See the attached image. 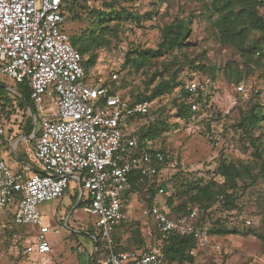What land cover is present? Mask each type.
I'll list each match as a JSON object with an SVG mask.
<instances>
[{
  "label": "rangeland",
  "instance_id": "1",
  "mask_svg": "<svg viewBox=\"0 0 264 264\" xmlns=\"http://www.w3.org/2000/svg\"><path fill=\"white\" fill-rule=\"evenodd\" d=\"M109 5L140 19L136 23L112 21L104 25L108 30L101 32L100 28L96 29L95 12H110ZM259 14L264 18V9L260 8ZM218 18L211 0H80L75 15L66 20L64 29L71 38L91 43L84 55L85 60L95 58L89 75L101 84L115 80L118 91L126 96H149L162 82L176 85L193 74L214 83L212 112L208 116L217 114V119L204 120L202 116L186 122L178 117L176 104L180 100V87H177L152 100L151 114L137 122L130 120L125 129L133 133L157 122L156 128L160 130L157 144L171 150L175 162L154 182L170 186L171 194L175 195L173 206L186 199L183 191L188 184L204 185L211 180L222 184L223 178L217 173L222 163H236L259 178L254 186L239 180L235 207H226L224 200L213 206L210 225L228 232L212 237L213 244L220 246V250L195 248L191 252L193 261L174 264H264V227L260 228L258 223L264 213V179L260 177L264 164V124L260 128L246 129L239 125L254 107L264 105V61L263 67L257 69L237 49L221 43L217 35ZM179 19L190 27L187 46L162 56L149 55L145 65L140 67L142 53L157 51L163 41L164 28ZM95 38L97 42L93 41ZM197 66H204L205 71H196ZM0 89L16 111L5 125L0 151L14 169L22 160L39 165L28 141H21L19 149L13 147V141L28 137L25 126L39 125L42 115L36 111L38 121L35 122L30 111L25 110V104L22 111L17 109L16 84L11 77L0 74ZM53 105V101L47 100L46 115L52 114ZM257 143L261 144V157L257 155ZM174 176L176 178L172 179ZM77 193V184L71 182L64 197L39 206L51 227L60 232L48 235L52 253L43 258L42 264H94L95 260L101 264L105 259L100 253L96 255V244L85 235L91 230L95 217L83 210L84 204L76 207ZM155 202L172 210L166 205L167 198L157 195ZM147 207L145 197L138 192L127 198L117 231V237L124 244L137 247L134 238L139 230L146 245L155 246L157 241ZM11 226L10 218L0 211V264H36V256L24 253L34 232L16 233Z\"/></svg>",
  "mask_w": 264,
  "mask_h": 264
},
{
  "label": "built area",
  "instance_id": "2",
  "mask_svg": "<svg viewBox=\"0 0 264 264\" xmlns=\"http://www.w3.org/2000/svg\"><path fill=\"white\" fill-rule=\"evenodd\" d=\"M70 1L0 0V74L27 85L33 107L42 115L34 153L41 172L28 176L15 171L0 154V211H10L16 225L34 232L24 253L42 264L52 253L48 235L59 230L51 227L39 206L61 199L75 182L83 210L95 217L93 225L106 252L102 264H166L158 248L117 251L114 234L123 218L124 197L132 191V175L138 172L140 182L153 183L175 156L136 131L126 132L130 120L151 113L152 102L112 93L87 73L64 29ZM188 90L195 100L200 86L190 82ZM47 100L54 102L50 116L45 114ZM4 105L0 96V136L15 112L13 106L9 115ZM191 109L198 111V104L193 102ZM158 195L169 197L171 192L160 187ZM147 215L164 239L192 236L200 249L220 250L210 229L195 224L197 210L170 218L155 205ZM92 239L98 242L96 236Z\"/></svg>",
  "mask_w": 264,
  "mask_h": 264
},
{
  "label": "trees",
  "instance_id": "3",
  "mask_svg": "<svg viewBox=\"0 0 264 264\" xmlns=\"http://www.w3.org/2000/svg\"><path fill=\"white\" fill-rule=\"evenodd\" d=\"M203 1V0H199ZM80 0H71L66 8H65V16L66 20L71 16L75 15L77 6L79 5ZM110 12H103L97 10L96 14V29H101V32L108 30L104 25H108L112 21H118L119 23L127 22L131 20L132 22H138L140 18L134 16L133 14L126 12H119L114 9L112 5ZM212 10L218 13L219 18L217 20V29H218V38L221 43L226 46H231L241 54L244 55L247 61L252 62L255 68L260 69L263 67L264 61V18L259 14V9H264V0H211ZM177 21V20H176ZM190 31V27L186 24L185 20L179 19L177 22H174L171 25H168L163 30V41L160 44L157 51L147 50L142 53L144 57L140 62L139 66H144L149 55L153 57L162 56L169 51L174 49L182 50L185 46H187L186 38ZM70 36V35H69ZM104 36V34H103ZM72 46L78 50L82 56V63L85 67L87 73L89 74V68H91L95 63V58L90 57L88 60H85V54L89 51L91 43H86V41L81 38H71ZM98 38H95L93 41L97 42ZM196 71L201 72L205 71L204 66L194 67ZM190 82H196L200 86V90L198 92L195 100H192L190 92L188 90V84ZM115 80H110L109 83H104L103 86L109 88L112 93L118 92V87L115 85ZM177 87L179 88L180 100L177 102V112L178 117L186 122H190L193 118H199L203 116L204 120H212L217 119L218 115L208 116L210 112H212V104L211 99L214 95V83L204 79L197 78L195 74L191 75L187 81L179 82L176 85L170 82H162L159 86L154 88L153 92L149 96H137L135 98L131 96H126L124 94L123 97H130L133 102H142V101H152L157 99L163 95H165L167 90H174ZM16 97L18 100V106L20 109H23L24 104L26 105L25 110L31 109L33 113H35V109L33 107L30 95L31 90L25 84H16ZM0 96L2 97L5 107L9 110V115L13 111V106L9 99L2 93L0 89ZM196 102L199 106L198 111H193L191 109V104ZM152 111V110H151ZM151 114V113H150ZM149 114V115H150ZM147 116H139L134 118L137 122L141 118H146ZM264 124V105H257L254 107L251 112L244 119L240 121L241 127L243 128H260ZM157 122L151 123V125L144 129L142 128L140 131H136V135L141 138L148 137L152 140L156 147L160 149V151L165 153L173 154L171 150L165 149L164 147H160L157 144V139L160 135V130L156 128ZM25 132L27 136H30L33 133V126L29 124L25 127ZM257 149H261V144H256ZM261 151L257 154L261 157ZM175 162L174 159H169L165 162L164 166L168 167ZM263 172L262 177L264 179V164L260 168ZM218 175L223 178V183L220 184L215 180H211L206 184H188V187L183 191L186 199L181 202L180 205L173 206L174 194L166 197L162 195V197L167 198L166 205L172 210L164 209L170 218H180L188 215L193 210L198 211V216L195 220V224L198 226H206L210 229V235L217 234H227V230H217V228L213 225L211 226L209 222L212 219V208L221 200L225 201V206L235 207L236 195L235 192L240 188L239 180L245 182L248 186L257 185L259 182L258 176L255 177L252 175L248 168L242 170L239 165L236 163H222L218 168ZM174 176L172 179H175ZM132 179V191L125 195L124 199L132 195L133 193H140L143 195L147 201V211H151L155 205H158L155 202L156 196L158 195V189L160 187L170 190V186L166 183L158 184L156 182L150 183L149 181L140 182V175L138 172L134 173L131 177ZM250 181L247 183V181ZM247 189V187L245 188ZM78 198V197H77ZM82 205L80 202L79 206ZM159 206V205H158ZM4 212L11 221L12 228L16 233L24 232V231H32L28 227L18 226L14 223L13 214L10 211H2ZM261 225L264 227V213L262 218L258 220ZM219 223V221L217 222ZM93 227V226H92ZM89 230V233H84L85 235L96 236L98 242L93 239V242L97 246L96 255L100 253L105 257L106 252L103 248V244L100 241L99 235L97 234V230L93 227ZM118 227L116 228V232L114 234V240L117 245V251L121 250H145L150 251L158 248L165 260L166 264H174L179 261H193V257L191 256V252L195 248H199L197 245V241L192 236L186 235H174L169 239H164L162 235L157 231L155 225L154 234H155V246L151 247L146 245L145 240L141 236V232L136 230V236L134 238L137 243V247H130L124 244V241L117 237ZM95 232H94V230ZM94 264H100L94 261ZM102 264V263H101Z\"/></svg>",
  "mask_w": 264,
  "mask_h": 264
},
{
  "label": "crops",
  "instance_id": "4",
  "mask_svg": "<svg viewBox=\"0 0 264 264\" xmlns=\"http://www.w3.org/2000/svg\"><path fill=\"white\" fill-rule=\"evenodd\" d=\"M17 109H19V110H21L22 111V109H20L19 108V106L17 107ZM29 110V109H28ZM16 113V111L15 112H13V114H15ZM35 116V114L34 113H32V116ZM33 116V117H34ZM135 121V120H134ZM136 123V122H135ZM37 125V124H36ZM27 126V125H26ZM25 126V127H26ZM35 127H37V126H35ZM35 127H33V133L30 135V136H28V137H20V138H18V139H14V141H13V147L15 148V149H19L20 148V145H21V141H24V140H26V141H28L29 142V148H30V150L32 151V155L34 156V153H35V147H36V139H37V130L36 131H34L35 130ZM24 129H26V128H24ZM126 130V129H125ZM135 131V130H134ZM126 132L127 133H129V134H132V133H130V132H128L127 130H126ZM134 133V132H133ZM5 136V135H4ZM4 136H0V141H2L3 142V137ZM18 151V150H17ZM0 154L4 157V154L0 151ZM5 158V157H4ZM10 166V165H9ZM18 168H16V169H14V168H12L11 166V168L13 169V170H15V171H20V172H24L26 175H28V176H30V175H32L34 172H36V171H42L41 169V166L40 165H38V164H34V163H32V162H28V161H21V164H18ZM76 196L80 199V196H79V190H78V193L76 194ZM80 202H82L81 200H80ZM80 204V203H79ZM83 204V203H82ZM124 205H125V203H124ZM79 206V205H78ZM83 208H84V206H83ZM43 216V215H42ZM44 217L47 219V221L49 222V218L47 217V216H45L44 215ZM153 224V223H152ZM154 225V224H153ZM93 227H94V225H93ZM60 233V232H59ZM51 255V254H50ZM47 257V256H46Z\"/></svg>",
  "mask_w": 264,
  "mask_h": 264
},
{
  "label": "water",
  "instance_id": "5",
  "mask_svg": "<svg viewBox=\"0 0 264 264\" xmlns=\"http://www.w3.org/2000/svg\"><path fill=\"white\" fill-rule=\"evenodd\" d=\"M34 116V115H33ZM37 130V127H35V130L34 131H36ZM79 203H80V199L78 200V203H77V205H76V207H78V205H79ZM73 212V210L70 212V214Z\"/></svg>",
  "mask_w": 264,
  "mask_h": 264
}]
</instances>
